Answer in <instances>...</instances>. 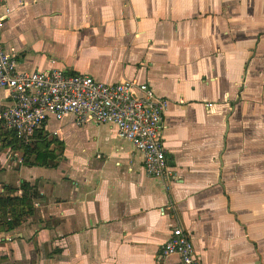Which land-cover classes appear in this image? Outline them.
Instances as JSON below:
<instances>
[{
  "label": "crops",
  "instance_id": "crops-1",
  "mask_svg": "<svg viewBox=\"0 0 264 264\" xmlns=\"http://www.w3.org/2000/svg\"><path fill=\"white\" fill-rule=\"evenodd\" d=\"M0 17L23 71L148 84L170 172L149 177L110 125L52 119L31 145L0 140V196L37 194L0 224V264H183L161 256L176 227L199 264H264V0H4Z\"/></svg>",
  "mask_w": 264,
  "mask_h": 264
},
{
  "label": "built area",
  "instance_id": "built-area-1",
  "mask_svg": "<svg viewBox=\"0 0 264 264\" xmlns=\"http://www.w3.org/2000/svg\"><path fill=\"white\" fill-rule=\"evenodd\" d=\"M6 22L0 17V90L8 96V104L0 112L3 130L14 133L20 143L31 145L52 119L61 122L71 118L79 126L89 122L110 125L142 156L149 177L165 180L169 176L163 138L166 102L148 84H105L58 68L23 71L17 55L5 49ZM175 255L183 264H199L191 238L180 227L173 228L161 248L162 258Z\"/></svg>",
  "mask_w": 264,
  "mask_h": 264
},
{
  "label": "trees",
  "instance_id": "trees-1",
  "mask_svg": "<svg viewBox=\"0 0 264 264\" xmlns=\"http://www.w3.org/2000/svg\"><path fill=\"white\" fill-rule=\"evenodd\" d=\"M12 136L11 143L15 139V134L3 130L0 126V140L6 141L8 137ZM36 137L41 140L42 134L37 133ZM39 147L32 148L27 146L26 150L31 156L35 154V163L37 165H48L49 159H52V154L49 152H41L38 150ZM29 161V162H28ZM27 163L30 164V159L27 160ZM23 195L22 197L17 196H0V224L4 225L9 230L16 228L19 225L20 217L23 215H31L33 213V198L37 197V194L28 184H23L22 186ZM13 193L14 191H10ZM25 210L26 212H24ZM23 211L24 214L20 212Z\"/></svg>",
  "mask_w": 264,
  "mask_h": 264
},
{
  "label": "rangeland",
  "instance_id": "rangeland-1",
  "mask_svg": "<svg viewBox=\"0 0 264 264\" xmlns=\"http://www.w3.org/2000/svg\"><path fill=\"white\" fill-rule=\"evenodd\" d=\"M12 138H13L12 136L8 137V139L6 140V142L11 141ZM1 144H2V142L0 143V146H1ZM2 146H3V144H2Z\"/></svg>",
  "mask_w": 264,
  "mask_h": 264
}]
</instances>
